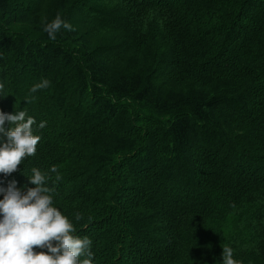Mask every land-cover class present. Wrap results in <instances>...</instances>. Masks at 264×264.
I'll return each mask as SVG.
<instances>
[{
	"label": "trees",
	"instance_id": "trees-1",
	"mask_svg": "<svg viewBox=\"0 0 264 264\" xmlns=\"http://www.w3.org/2000/svg\"><path fill=\"white\" fill-rule=\"evenodd\" d=\"M0 82L95 264H264V0H0Z\"/></svg>",
	"mask_w": 264,
	"mask_h": 264
},
{
	"label": "clouds",
	"instance_id": "clouds-1",
	"mask_svg": "<svg viewBox=\"0 0 264 264\" xmlns=\"http://www.w3.org/2000/svg\"><path fill=\"white\" fill-rule=\"evenodd\" d=\"M61 29L72 30L59 15L43 25L51 40H56ZM49 86L50 82L43 79L30 88V93ZM3 97L0 82V98ZM34 126L43 129L46 121L37 124L23 109H15L12 114L0 110V174L14 173L26 157L36 153L41 136L34 132ZM48 171L55 173V166ZM26 177L35 187L18 188L14 180L6 188L0 187V264H95L92 241L75 235L73 223L53 206L55 189L48 183L46 172L33 167ZM75 218L78 221L79 214ZM34 247L47 251L36 252ZM219 264L241 261L234 258L231 247H223Z\"/></svg>",
	"mask_w": 264,
	"mask_h": 264
}]
</instances>
